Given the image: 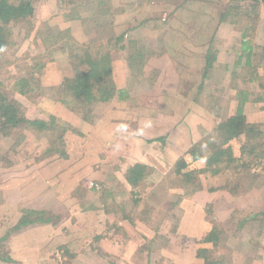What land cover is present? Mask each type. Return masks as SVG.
Instances as JSON below:
<instances>
[{
  "label": "rangeland",
  "instance_id": "obj_1",
  "mask_svg": "<svg viewBox=\"0 0 264 264\" xmlns=\"http://www.w3.org/2000/svg\"><path fill=\"white\" fill-rule=\"evenodd\" d=\"M31 3L33 15L13 27V45L6 53L7 59H0V97L14 101L25 119L54 118L59 128L26 129L20 124L0 132V238L7 236L0 241V264H70L79 245L93 250L96 221L99 226H112L119 219L131 225L134 221L145 224L152 239L153 230L161 227L168 232L178 224L179 232L169 243L173 248L206 227L218 225L225 238L211 261L264 264V217L252 218L264 212V88L258 82H246L254 69L264 81V53H260L264 46V3ZM227 4H238L239 15L220 22ZM245 28L253 48L250 67H244L245 58H240L241 32ZM39 30L53 43L46 50L43 40L36 36ZM59 30L63 35L57 34ZM51 35L59 41L54 43ZM80 46L100 51L106 47L112 56L114 85H121L124 79L125 86L118 89L115 103L94 102L88 111L77 107L78 114L71 108L77 106L75 101L60 98L56 88L75 73L66 59ZM26 73L33 77V90L21 95V85L15 81ZM235 87L252 92L244 106V117L249 126L256 128V146L242 160L249 162L247 165L229 162V155L223 154L207 167L205 157L209 142L217 136L216 127L234 113ZM59 104L79 116L86 126L66 120L67 116L57 109ZM92 113L112 114L107 127L113 126L116 134L103 139L93 137ZM121 117L128 120L122 121ZM138 119L142 120L145 139L139 132ZM152 122L162 128L153 130ZM125 135L132 145H120ZM231 141V155L238 158L247 137L241 135ZM108 142L115 149L102 152ZM176 142L177 153L166 151V145L173 147ZM190 150L204 157L193 160L188 155ZM181 161L187 167L179 171ZM137 163L145 166V175L133 188L126 183L125 175ZM211 168L218 171L211 172ZM183 171L191 172L190 177H183ZM23 209L45 210L51 216L50 223L13 230ZM137 236L131 231L129 239L138 242ZM181 236L184 238L177 240Z\"/></svg>",
  "mask_w": 264,
  "mask_h": 264
},
{
  "label": "trees",
  "instance_id": "obj_2",
  "mask_svg": "<svg viewBox=\"0 0 264 264\" xmlns=\"http://www.w3.org/2000/svg\"><path fill=\"white\" fill-rule=\"evenodd\" d=\"M235 3H238L239 0H233ZM259 3H264V0H255ZM32 0H0V59L5 61L7 58L6 53L13 45V27L21 22L28 21L29 18L33 15V6ZM239 5L238 4H227L226 10L222 11L220 14V22H226L228 17H236L239 15ZM40 31V30H39ZM46 34V33H45ZM42 31H36V36L43 40L45 50L48 46L53 43L48 42V37L45 36ZM57 34L63 35L62 31H58ZM60 36V35H58ZM52 39L53 36L51 35ZM122 38L117 37L115 39V44L118 40ZM60 38L52 39L54 43L58 42ZM134 45V41L131 43ZM241 54L240 58L244 57V67L251 66V58L253 56V48L250 45L248 39L247 29H243L241 32ZM80 50L77 53H74L72 57H68L66 61L75 68L71 69L75 71L71 77H66L63 79V82L60 86L56 88V95L60 98L68 99L72 98L75 101L77 106L71 107L76 113L80 114L78 108H83V110L88 111V107L95 103H107L113 100L114 98H119L120 90L116 89L113 79H112V56L110 52L106 49L105 51H100L101 49L96 48L97 50H90L84 46H80ZM120 49L121 46H119ZM260 53H264V46L261 48ZM135 52V48L133 47ZM243 53V54H242ZM134 55V54H133ZM131 56V55H130ZM130 58V57H129ZM73 60L76 65H73ZM131 60V58H130ZM129 60V61H130ZM207 62V66H208ZM32 66L28 67L30 69ZM80 68V69H77ZM243 68V67H242ZM253 68H256L255 66ZM79 70V71H78ZM255 70V69H254ZM253 70V71H254ZM251 71L250 77L247 78L246 82H258V86L264 88V81H262V76L259 75L256 71ZM20 84V94L26 95L28 92H31L33 88L30 84L34 83L32 75H22L17 78L15 84ZM30 86V87H29ZM236 91V103L233 115L228 117L225 121L221 122L216 127V134L213 139L209 142L208 146V155L205 157L207 167L209 165L218 162L219 158H223V154L229 155V162H242L243 165H247L249 162L242 161L244 158H248V154L253 152L256 145H253L254 141L257 139V134H254L256 128L253 129L246 122L244 117V106L248 102V98L252 94L251 91L244 89L243 87H235ZM78 107V108H77ZM75 108H77L75 110ZM24 125L27 128H36L42 130H56L59 128L56 126V120L52 118L50 121L44 120H28L25 119L20 112L19 106L14 101H7L5 97H0V132H8V130L14 129L17 125ZM245 132V134H244ZM244 135L247 137L248 142L244 143L239 149V157L234 158L231 153H233L230 143L232 139H239V136ZM58 139H60L58 137ZM159 137L158 140H160ZM162 140V139H161ZM218 140V145L216 147H211L212 143H215ZM61 141V139H60ZM250 141V142H249ZM225 148L224 151L222 148ZM194 149V148H193ZM249 149V151H247ZM188 155L191 156L193 160H200L204 156L202 153L197 151L190 150ZM250 160V159H249ZM181 165H178L177 168L179 171L182 169L185 170L187 164L185 161H181ZM257 164V163H256ZM218 169L211 168V172L216 173ZM145 175V166L142 164H134L126 170L125 181L131 187H137L142 181ZM191 172L183 171V177H190ZM264 217V212H259L255 214L252 218L258 219ZM51 216L45 210L37 209H23L21 211V216L19 217L17 223L12 227V229L25 228L27 226H32L35 224H48L50 223L49 219ZM53 226V225H51ZM224 233H221L218 225L211 226L210 231L205 235L204 241L212 245L211 250L203 249L200 250L199 257L204 261V264H218L219 261H211V257L216 255L217 249L220 247V243L224 242L223 237ZM7 237V236H5ZM5 237L0 238V241ZM3 258L0 253V259Z\"/></svg>",
  "mask_w": 264,
  "mask_h": 264
},
{
  "label": "crops",
  "instance_id": "obj_3",
  "mask_svg": "<svg viewBox=\"0 0 264 264\" xmlns=\"http://www.w3.org/2000/svg\"><path fill=\"white\" fill-rule=\"evenodd\" d=\"M124 86L125 84L123 79V81H121V85L117 84L115 87L117 89H122ZM115 102L116 101L113 100L112 102L106 105ZM97 104L102 105L103 103H97ZM92 106L93 104L90 107ZM99 108L101 109L100 106ZM57 109L59 110V112L67 116L66 120H71V121L75 120V123L73 124H80L86 126V123H83V120H79V116L70 114L69 112L66 111L65 108L61 107L60 104L59 106H57ZM111 115L112 114L110 113H105V114L92 113L93 116V117L91 116L92 120L93 119L96 120V121L93 120L94 121L93 125L90 127V129L92 130L91 135L93 137H95L96 139L97 138L103 139V138H109L116 134V132H114L113 126L107 127L109 122L112 121L108 119L109 117H111ZM121 118L122 121L128 120L127 117H125V120L123 119V117ZM152 121H155V118ZM138 123L140 126L139 132L141 134V137L145 139L146 138L144 134L145 132L144 130H142L141 127L142 120L138 119ZM151 124L153 125V130H159L160 128H162V125H158V123L152 122ZM117 129L119 131L121 130V127ZM119 135L121 136L123 134H119ZM159 136H161V134H159ZM138 139L139 138H137L136 141ZM121 141H122L120 142L121 146L124 145L126 147L128 143L129 145H132V143L129 142V138H127L126 135L124 139ZM177 145H178L177 142L174 143L173 147L172 145L171 146L166 145L165 149L169 153L170 151L173 153H177L178 151L177 149H179V146ZM80 148L82 151L86 150L85 146H80ZM112 148L113 146L108 142L107 145H104V149L102 150V152L111 153L115 149ZM159 152L162 151L159 150ZM143 157L144 156H142L141 159ZM120 183L127 185L122 181H120ZM110 184L113 185L114 182H111ZM107 217L108 215L106 216V218ZM181 217H183L182 214ZM202 218L203 217H201L200 215V219ZM196 224L201 225L198 224L197 222ZM104 225L99 226L97 221L95 224H93V250L92 249L90 250V247L86 248L83 245H79L78 252H76V254L71 258L72 260L70 264H103L105 263L103 259L106 260L108 259L110 261V262H106V264H204L203 259L199 257L200 250L212 249V245L203 240L205 235L210 231L211 227H206L205 229H203V231L200 234H198L194 238L189 237L187 238V241L185 239L181 240V242H183L181 243V246L178 248L175 247L173 248L171 245H169V243L171 241V238L174 237V235L176 236L179 232L178 224L177 226L170 227L168 232L163 231L161 227L157 228L156 230H153V235H154L153 239L149 236L150 230H147L148 227L145 226V224H140L138 221H134L133 224L131 225L125 219H119L117 220L116 225H112V226H104ZM163 229L165 230V228ZM131 231L138 235L137 236L138 242L134 240L133 242H131V240L129 239ZM165 234H167V236ZM182 238L184 237L182 236L177 237V240H180ZM133 243H135L136 245H133ZM149 243H151V245H149ZM63 247H65V245H63Z\"/></svg>",
  "mask_w": 264,
  "mask_h": 264
}]
</instances>
